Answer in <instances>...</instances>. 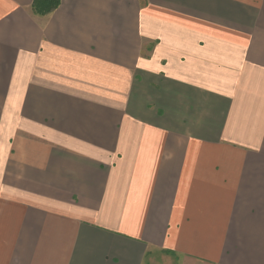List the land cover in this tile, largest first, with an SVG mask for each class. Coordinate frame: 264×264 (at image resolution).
<instances>
[{"label": "crops", "instance_id": "obj_1", "mask_svg": "<svg viewBox=\"0 0 264 264\" xmlns=\"http://www.w3.org/2000/svg\"><path fill=\"white\" fill-rule=\"evenodd\" d=\"M0 0V264H264V0Z\"/></svg>", "mask_w": 264, "mask_h": 264}, {"label": "trees", "instance_id": "obj_2", "mask_svg": "<svg viewBox=\"0 0 264 264\" xmlns=\"http://www.w3.org/2000/svg\"><path fill=\"white\" fill-rule=\"evenodd\" d=\"M61 6V0H35L32 6L33 12L38 16H49Z\"/></svg>", "mask_w": 264, "mask_h": 264}]
</instances>
